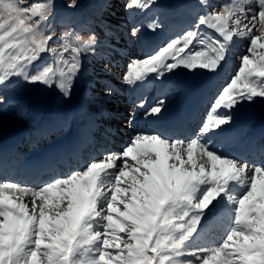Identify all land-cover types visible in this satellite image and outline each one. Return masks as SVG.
Returning <instances> with one entry per match:
<instances>
[{
  "label": "snow or ice",
  "instance_id": "1",
  "mask_svg": "<svg viewBox=\"0 0 264 264\" xmlns=\"http://www.w3.org/2000/svg\"><path fill=\"white\" fill-rule=\"evenodd\" d=\"M198 2L190 27L131 58L122 77L135 86L180 68L215 73L246 39L197 129L183 138L137 132L122 151L89 156L35 186L0 179V264H264V159L232 155L211 138L238 105L264 98V0ZM154 4L124 7L143 13ZM53 9L54 0H0V87L21 77L71 95L82 56L99 41L95 31L69 30L54 42ZM145 26L155 31L158 19ZM163 106L158 100L148 114Z\"/></svg>",
  "mask_w": 264,
  "mask_h": 264
},
{
  "label": "rangeland",
  "instance_id": "2",
  "mask_svg": "<svg viewBox=\"0 0 264 264\" xmlns=\"http://www.w3.org/2000/svg\"><path fill=\"white\" fill-rule=\"evenodd\" d=\"M182 1L183 0H165L164 3L167 7L169 5L179 6ZM41 2H43V0H41ZM71 2L72 0H54L53 14L49 21V24L51 28L55 31L56 36L60 37L61 34L65 31L72 30L74 32L75 30L74 27L69 24L68 25L61 24V18H63V16L65 17L67 13H72L80 21L87 14H92L91 12H89L92 9H94L95 12L96 8H100V11L102 13L100 14V18L95 17V20L93 22V25H91V27L87 29L83 28L84 30L95 31V33L97 34L99 43L95 54H97V58L99 57V59H95V60L93 59L92 61L89 62L82 59V65H86V64L94 65L95 69H97L96 78L101 76H109L112 78V80L115 83L117 84L122 83L125 86L129 87V85H127L124 82L122 77L127 69V64L130 61V59L135 57H140L137 54L138 52L137 48L139 47L140 44H142L141 33L144 30L143 26L145 23V21L140 20V16L142 15V13L129 12L124 7L125 0H118V1L117 0H75L76 6L70 8L68 7V4ZM253 7H255V4H253ZM168 13L169 10L167 11L166 14ZM58 18H59V24H58ZM110 21L111 22L113 21L112 22L113 24ZM133 26H140V31L138 35L135 37L131 35V29ZM75 33L80 34L81 37L83 38H87L88 35L90 34L87 31H76ZM54 42L58 43L59 41L58 42L54 41ZM247 44L248 41L246 39H236L234 41L233 50L235 54L233 55L232 64L230 67V76L228 77L227 80H229L230 77L235 73V71H237L239 66V57L246 48ZM113 55L116 56V63H117L116 66L112 63V60L110 63L106 62L107 56H113ZM103 56L105 57L103 58ZM113 60L115 59L113 58ZM119 60L122 61L121 66L119 64L120 63ZM188 72L189 71L187 69L181 68L175 74L177 76H185ZM194 73L196 75L197 71ZM3 87L4 89L0 90V93H2L3 95H7L8 94V89H6L7 84L4 85ZM82 87H83L82 80L80 78L76 79L72 88L71 95L66 97L54 86L50 88L43 84H30L25 82L22 78V84L16 85L13 88H11L9 95L6 96V98L10 99L11 97H16L22 100L24 99L33 100L35 98V92H36V97H38V91H40L41 94L39 95V100L33 103L31 102L33 104L32 107H31V103L26 101V102H21L20 107L18 104H13L15 105V108H13L10 111H7L8 109L0 108V115L4 113L2 116H12V118H14L15 120V122L12 124L13 127L24 126L26 125V122L20 116L21 114L19 111L22 106L28 108V114L29 112L33 111L32 109H37V108L49 110L50 105L55 104L56 100H59L58 97L60 96L63 101H61V104L58 105L60 106V109L67 110L68 106L71 105V101L73 100V96H74L73 91L75 92H77L78 90L81 91L83 89ZM94 95L95 97L91 99L96 100L97 102H100L99 100L101 99L103 103H107V104L113 103L114 98L117 97L114 89L109 87L96 89ZM120 95H126V94L122 93ZM97 96H99L100 98H97ZM255 101L259 104L262 101L264 102V98H259V101L258 100ZM116 105L121 106L122 103ZM117 108L118 106H116V109ZM30 115L32 116L33 114ZM124 122L125 123L123 124L127 125L128 120L126 121L124 120Z\"/></svg>",
  "mask_w": 264,
  "mask_h": 264
},
{
  "label": "bare ground",
  "instance_id": "3",
  "mask_svg": "<svg viewBox=\"0 0 264 264\" xmlns=\"http://www.w3.org/2000/svg\"><path fill=\"white\" fill-rule=\"evenodd\" d=\"M103 4H104V2H103ZM99 11H97V12L100 13ZM89 12L94 13V9H92ZM95 13H96V11H95ZM97 16L99 17V14H97ZM68 19L72 20L73 16H70ZM223 65H224V62L222 63L220 70L223 68ZM220 70L217 74L207 72L209 74L208 83H204L203 80L200 82H196L197 79H195V80L192 79L190 82L183 81V80L182 81L184 82L186 87L188 85H190L192 82L198 83V85L201 89V97H204L206 95L207 97L210 98V100H212L213 97L215 96L216 92L218 91L219 86L222 85L223 82L225 81V79L227 78L226 74L224 75L225 77L221 75ZM193 74H195V73L193 72ZM201 79H202V77H201ZM174 86H177V89H179V90L183 89L182 84L177 83ZM127 87L128 86H125L122 83L117 84L118 90H125V89H127ZM75 88H77V87H75ZM118 90H116V91H118ZM76 93H77L76 95L80 98V104H81L82 108L81 109H75V110H72V109L69 110V115L66 119H64V116H61V115H56V117H50L51 110L48 112H41V111L36 110L32 116L30 114H28L26 111H23L21 113L20 116L25 120L26 124L31 123L32 121H34L38 117L46 116L48 118V123H45V124H42L40 120L37 121V125L40 127V129H38V132L32 138L30 144L32 143V141H39L40 144H42L40 149H42V147L46 146V144L50 142V140L48 139V136L50 134L53 133L54 138H57L58 136H66L69 134L67 132L69 131V129L73 123V120H74V119L70 118V116L74 117V116L85 115L86 106H88L89 109L90 108L91 109L98 108V104L100 102H97L96 100H93V99L87 97L84 94V92L80 93L79 91H77ZM119 98L122 99L121 97H119ZM124 101L126 103L127 99ZM243 105H244L243 109H240V106H237L232 111L231 115L233 116V119L237 118V116L239 114H243V115H249L250 123L255 124V126H258L259 124H261V122L264 121V110H263L264 105L263 104H261V103L258 104L254 100L253 102H244ZM125 106L128 107L127 105H125ZM71 107H74V105L70 106L69 108H71ZM24 109L25 108L23 107V110ZM3 114L4 113H2L0 115V130H2V129H5V130L13 129L12 124L15 122L14 118H12V116H2ZM136 114L137 113H133V116L135 117ZM255 115H259L261 117L259 118L258 116H255ZM99 123H100V121H99V119H97L96 125H99ZM122 126L123 125L121 123H116L115 127H116V129H118V127H122ZM25 127L27 129L29 128L28 125H25ZM127 127H128V132H127V134L124 135L125 137L130 138L135 133H137L138 126H136L135 128L130 127V126H127ZM95 128H96V126H94L93 129H95ZM58 129H60L59 132H57ZM13 135H14V148L12 150L6 152V153H0V173H1V175L5 174L7 172H9V173L15 172L16 171V162L20 159V157L25 155V153H31L32 154V153L39 151L38 148L31 149L32 147L27 145L29 134L23 132L20 128H16L15 130H13ZM93 136L96 138V134L93 133ZM123 143H124V141H123ZM120 149L122 150L123 148H120ZM99 153H101V155H102L104 152H99Z\"/></svg>",
  "mask_w": 264,
  "mask_h": 264
}]
</instances>
